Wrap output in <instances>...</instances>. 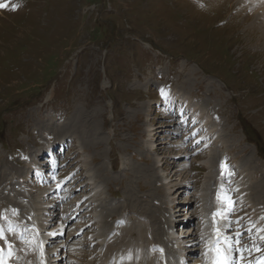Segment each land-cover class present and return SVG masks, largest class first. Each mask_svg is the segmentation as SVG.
Wrapping results in <instances>:
<instances>
[{"label": "rangeland", "instance_id": "rangeland-1", "mask_svg": "<svg viewBox=\"0 0 264 264\" xmlns=\"http://www.w3.org/2000/svg\"><path fill=\"white\" fill-rule=\"evenodd\" d=\"M0 4V215L30 227L33 241L47 216L57 236L42 240L51 245L41 263L96 264L111 239L107 256L137 252L138 243L120 240L123 216L147 222L146 264H182L184 244L186 264H217L218 250L227 260L240 253L242 264L245 250L263 256L264 8L256 0ZM168 175L176 195L166 191ZM238 228L245 250L225 242ZM172 229L179 241L170 242Z\"/></svg>", "mask_w": 264, "mask_h": 264}, {"label": "bare ground", "instance_id": "bare-ground-1", "mask_svg": "<svg viewBox=\"0 0 264 264\" xmlns=\"http://www.w3.org/2000/svg\"><path fill=\"white\" fill-rule=\"evenodd\" d=\"M256 1L259 3V5L261 7L264 8V0H256ZM177 97L179 99V96H177V92H175V96H174L173 99H176ZM190 104H192V103H190ZM192 107H194L193 104H192ZM205 118H204V122L208 123V119L207 118L205 119ZM207 126L209 128L212 127L211 124H207ZM61 139L59 141V145H64L65 144V138H61ZM153 145H154V143H153ZM48 149L50 150V146H49ZM164 175H166V173H164ZM169 177H170V181H165V183H164L165 187H166V191H168L167 193H171L173 195H176L178 189L175 190L176 183L173 180V178L171 177V175H168V176H166L164 178L167 180V178H169ZM246 190H248V187L246 188ZM173 195H171V196H173ZM251 199H253V198H251ZM124 217L125 216H123L120 220L123 221ZM172 217H174V216H172ZM1 219H2V216L0 215V225L3 226L4 224H6V225L9 226V228L8 229H1L0 228V230H2V234H3V237H4V238L0 239V264H43V263H41V261H39V256L41 254V251L43 250L42 249L43 246H44L43 242H46L48 239H52V237H55L54 236L55 235V231L52 229V227H49V231L45 235V237L43 239V242L42 241L38 242V241H33L34 239L32 240V238H31L32 235L31 234H33V233H32V230L29 229V227H26V229L23 230V229L20 228L19 224H16L15 222H12V221H11L12 223L2 222ZM46 219H47V216H43L42 218H40V220L39 219L36 220V222L38 224L37 228L39 230L43 228V226H44L43 224L46 223ZM133 219L131 220L129 218V224L125 226V233H124V235H121L120 240H122V242L125 241L126 248H127V246L128 247H134V244H135L134 242L138 243V245L136 247H139V250L137 252L131 251V253H129V255H128V254L125 253L126 249L124 250V248H123L124 251H122L121 253L119 252L116 255L117 256L126 255V257H124L122 259L121 264H138V263H140V261H142V264H146L145 260L147 259L146 257H147V255L149 253L148 249L153 247V245H152L153 243L147 237L148 233H147V231H145V229H148L147 222L144 221V219L143 220H139V222H137V220H136V222H135ZM49 222H51V221H48V224H49ZM123 227H124V225H123ZM170 234H169V236H170ZM172 234L174 236L172 237L170 242L171 241H173V242L179 241V239H177V237H176L177 234L174 231H173ZM184 237H185V235H184ZM111 240L114 242L113 239H111ZM111 240H109V241L107 240V243H106V247H107L106 254L111 249H115V248H113L114 245L112 246ZM230 241H231L230 237H226L225 238V242L227 243L226 245H229L228 243H230ZM178 245L181 246L182 245V241H180V243ZM60 247H63V245L62 244H57L55 246V249L52 248L51 250L49 249L48 251L50 252V254L54 255L56 252L59 251ZM228 250L233 253L234 249H233L232 243L228 247ZM65 252L66 251H64L62 249L59 256H62L63 254H65ZM154 252H155V250H154ZM156 252H158V251H156ZM149 256H150V254H149ZM110 257H111V255H108V257H103L100 260V262L97 263V264H108V263H110V260H109ZM231 258H232V256H231ZM149 262H150V264H152L154 262V259H150ZM44 264H55V262L54 263H49L48 262V263H44ZM114 264H116V263H114Z\"/></svg>", "mask_w": 264, "mask_h": 264}, {"label": "snow or ice", "instance_id": "snow-or-ice-1", "mask_svg": "<svg viewBox=\"0 0 264 264\" xmlns=\"http://www.w3.org/2000/svg\"><path fill=\"white\" fill-rule=\"evenodd\" d=\"M6 5L0 4V7H5ZM164 93H162L163 95ZM4 238L2 234V230H0V239ZM218 243V241H217ZM217 255L219 259L217 260V264H229L228 260L224 257V252L222 250H218Z\"/></svg>", "mask_w": 264, "mask_h": 264}]
</instances>
